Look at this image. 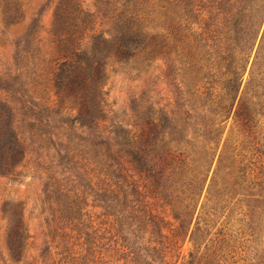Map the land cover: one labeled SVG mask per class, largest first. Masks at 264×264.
I'll list each match as a JSON object with an SVG mask.
<instances>
[{
	"label": "trees",
	"instance_id": "16d2710c",
	"mask_svg": "<svg viewBox=\"0 0 264 264\" xmlns=\"http://www.w3.org/2000/svg\"><path fill=\"white\" fill-rule=\"evenodd\" d=\"M107 6L108 29L87 44L95 18L80 0H66L57 13L58 104L78 110L63 132L30 125L31 137H23L8 88L0 84V175L17 180L37 154L32 163L49 180L52 229L62 232L57 264H174L172 253L188 238L187 264H264V250L247 247L242 227H264V0ZM199 21L204 32L195 27ZM162 60L171 61L201 106L199 121L187 116L172 127L173 116L136 104L135 121L107 126L110 64L140 77ZM236 107L237 134L218 156ZM217 159L220 170L208 185ZM90 207L103 212L93 219ZM5 216L11 258L21 262L30 239L23 210L6 207Z\"/></svg>",
	"mask_w": 264,
	"mask_h": 264
},
{
	"label": "rangeland",
	"instance_id": "374dc122",
	"mask_svg": "<svg viewBox=\"0 0 264 264\" xmlns=\"http://www.w3.org/2000/svg\"><path fill=\"white\" fill-rule=\"evenodd\" d=\"M65 1L0 0V84L8 88L6 95L17 109L15 125H19V133L27 139L32 133L30 125L37 127L48 123L63 132L64 128H67L64 122L78 114L73 103L67 102L63 107L59 106L54 82L58 64L62 62L63 57L57 48L55 31L58 27L57 13L64 6ZM114 1L80 0L83 8L95 18V32H88L84 43L87 44L94 33L108 29L110 18L106 16L109 12L107 3ZM207 12L208 9L200 16L206 17ZM195 27L196 29L202 27L199 31L204 32L205 21H199V25ZM253 64L254 58L245 76L242 89L244 93L247 91V82L251 78ZM175 70L171 67V61L162 60L155 63L148 73L136 77L128 67L111 63L107 69L105 87L106 125L112 123L125 125L135 121L133 106L136 104L153 105L156 109L173 116L177 121H173L172 127L185 122L187 116L188 121L189 118L199 121L202 108L186 93V84L181 83L182 80ZM237 109L236 107L226 124L218 156L229 140L237 134L239 128ZM78 133L81 134L79 131ZM35 155L29 156L32 157V161L35 160ZM32 161L28 167L21 169L22 174L17 180L0 175V264H57L61 260L56 246H63L59 237L62 232L53 231L55 223L52 221L51 203H47L46 189L49 180ZM219 170L220 164L217 159L208 185ZM206 196L207 192L202 202L205 201ZM15 205H20L23 210L30 236L27 257L21 262L11 258L6 241L8 224L5 219V208ZM89 210L93 219L103 212L98 207H90ZM239 226L242 225L237 223V227ZM242 227L246 238L250 239L247 247L253 252L256 249L262 254L264 227H254L253 230L247 226ZM252 232L255 235L250 237ZM192 249L193 244L188 238L180 250L172 253L173 263L187 264ZM112 264H124V262Z\"/></svg>",
	"mask_w": 264,
	"mask_h": 264
}]
</instances>
